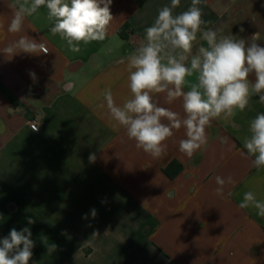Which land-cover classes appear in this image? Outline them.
I'll return each instance as SVG.
<instances>
[{
	"label": "crops",
	"instance_id": "1",
	"mask_svg": "<svg viewBox=\"0 0 264 264\" xmlns=\"http://www.w3.org/2000/svg\"><path fill=\"white\" fill-rule=\"evenodd\" d=\"M231 2L203 0L202 18L210 22L203 27L218 28ZM8 3L0 0V50L28 36L48 52H0V240L28 227L29 264H264V217L239 208L248 191L264 200V168L253 167L243 148L249 121L264 113L259 96L230 121L213 120L207 146L191 158L179 151L184 128L174 130L166 154L154 159L98 107L108 88L117 104L130 97L125 58L171 0H112L106 39L81 43L79 52L50 33L45 8L10 33ZM190 6L181 0L173 14ZM203 43L198 37L193 51ZM155 99L184 115L181 100ZM33 117L37 131L29 126ZM218 175L235 181L223 197L215 194Z\"/></svg>",
	"mask_w": 264,
	"mask_h": 264
},
{
	"label": "clouds",
	"instance_id": "2",
	"mask_svg": "<svg viewBox=\"0 0 264 264\" xmlns=\"http://www.w3.org/2000/svg\"><path fill=\"white\" fill-rule=\"evenodd\" d=\"M180 2L171 0L170 6L158 11L154 23L145 29L144 41L125 58L130 97L117 104L108 88L102 94L104 102L98 105L106 107L114 129L122 127L136 148L154 159L166 154V141L174 130L184 128L186 138L179 141V151L191 158L207 146L206 129L213 120L222 117L230 121L237 110L249 106L252 96H259L258 102L264 104V47L257 44L260 34H253L246 42L224 34L222 27L205 29L203 26L210 22L202 18L199 5L203 0H191L187 10L174 15ZM111 4L112 0H9L13 18L8 31L21 32L25 19L45 8L50 33L65 41L69 51L79 52L81 43L106 39L114 18ZM198 37L204 43L193 51ZM0 52L11 57L20 52L38 55L48 49L41 42L20 36ZM30 75L35 79L34 73ZM253 75L254 82L249 79ZM192 76L194 82L188 80ZM156 94H164L167 104L181 100L184 115L161 106ZM248 132L243 148L248 157L254 158L253 167L264 168V113L249 121ZM89 159L94 161L95 155ZM215 182V194L221 197L225 186L235 183L232 176L219 175ZM249 207L264 217V200H258L252 191L245 192L239 204L241 209ZM91 215L95 217V209ZM28 223L34 221L29 219ZM31 235L28 227L11 229L9 236L0 240V264H29L34 247ZM55 248V244L48 246V252Z\"/></svg>",
	"mask_w": 264,
	"mask_h": 264
},
{
	"label": "rangeland",
	"instance_id": "3",
	"mask_svg": "<svg viewBox=\"0 0 264 264\" xmlns=\"http://www.w3.org/2000/svg\"><path fill=\"white\" fill-rule=\"evenodd\" d=\"M218 27L224 29V34L250 42L253 34L264 33V0H232L230 11L222 17Z\"/></svg>",
	"mask_w": 264,
	"mask_h": 264
},
{
	"label": "built area",
	"instance_id": "4",
	"mask_svg": "<svg viewBox=\"0 0 264 264\" xmlns=\"http://www.w3.org/2000/svg\"><path fill=\"white\" fill-rule=\"evenodd\" d=\"M29 126L32 130L34 129H37L38 130V127H39V120L37 117H33L30 122H29ZM35 130V131H37Z\"/></svg>",
	"mask_w": 264,
	"mask_h": 264
},
{
	"label": "trees",
	"instance_id": "5",
	"mask_svg": "<svg viewBox=\"0 0 264 264\" xmlns=\"http://www.w3.org/2000/svg\"><path fill=\"white\" fill-rule=\"evenodd\" d=\"M119 34H120L121 37L125 38V36L121 32H119Z\"/></svg>",
	"mask_w": 264,
	"mask_h": 264
}]
</instances>
